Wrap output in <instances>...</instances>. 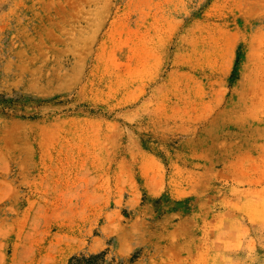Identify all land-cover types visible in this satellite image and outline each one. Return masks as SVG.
Returning a JSON list of instances; mask_svg holds the SVG:
<instances>
[{"label": "rangeland", "instance_id": "1", "mask_svg": "<svg viewBox=\"0 0 264 264\" xmlns=\"http://www.w3.org/2000/svg\"><path fill=\"white\" fill-rule=\"evenodd\" d=\"M0 264H264V0H0Z\"/></svg>", "mask_w": 264, "mask_h": 264}]
</instances>
